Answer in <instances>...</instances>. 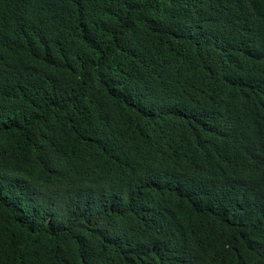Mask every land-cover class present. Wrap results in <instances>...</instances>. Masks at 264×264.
Listing matches in <instances>:
<instances>
[{"label": "trees", "instance_id": "1", "mask_svg": "<svg viewBox=\"0 0 264 264\" xmlns=\"http://www.w3.org/2000/svg\"><path fill=\"white\" fill-rule=\"evenodd\" d=\"M0 264H264V0H0Z\"/></svg>", "mask_w": 264, "mask_h": 264}]
</instances>
